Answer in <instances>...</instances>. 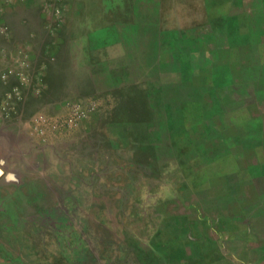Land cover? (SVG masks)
<instances>
[{
  "label": "rangeland",
  "instance_id": "obj_1",
  "mask_svg": "<svg viewBox=\"0 0 264 264\" xmlns=\"http://www.w3.org/2000/svg\"><path fill=\"white\" fill-rule=\"evenodd\" d=\"M245 1L252 33L217 47L164 31L205 0H0V264H264Z\"/></svg>",
  "mask_w": 264,
  "mask_h": 264
},
{
  "label": "crops",
  "instance_id": "obj_2",
  "mask_svg": "<svg viewBox=\"0 0 264 264\" xmlns=\"http://www.w3.org/2000/svg\"><path fill=\"white\" fill-rule=\"evenodd\" d=\"M205 1L206 5L204 3V9H206L208 13L203 15L201 19H196L190 26L185 25L182 22L180 24H177L175 27H171L170 29L164 28V31L169 34H179L182 38L183 36L187 37L188 40L193 44V46H196V43L201 42L202 44L206 43L209 45H215L217 47L221 42L219 39V34L224 33L227 36H235L236 29L237 27H239V21L243 22L244 34H246V32L247 34L252 33V28L248 25V18L251 16L252 11V4L250 2H246L245 0H225L221 2V0H217L215 3H222V6L219 7L218 5H212L210 2H208V0ZM187 3V1H183V11L184 4ZM259 9L262 14L261 20L264 25V0H260ZM237 11H240L241 15H239V13L237 15ZM159 20L160 23H162L161 17L159 18ZM246 20L248 22H246ZM262 33L264 34V28ZM232 47H234V45ZM214 48V51L218 50L216 47ZM197 49L201 52L204 51L202 47ZM180 50H183V48H181ZM209 59L207 61H209ZM254 177L264 178V174L258 173ZM261 194L264 193L262 192Z\"/></svg>",
  "mask_w": 264,
  "mask_h": 264
},
{
  "label": "trees",
  "instance_id": "obj_3",
  "mask_svg": "<svg viewBox=\"0 0 264 264\" xmlns=\"http://www.w3.org/2000/svg\"><path fill=\"white\" fill-rule=\"evenodd\" d=\"M88 243L81 237L79 233L75 236V247H78L79 256L89 255L92 249L87 245Z\"/></svg>",
  "mask_w": 264,
  "mask_h": 264
}]
</instances>
